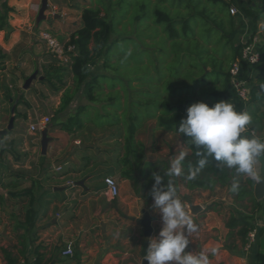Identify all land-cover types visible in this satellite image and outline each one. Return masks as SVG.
I'll use <instances>...</instances> for the list:
<instances>
[{
	"label": "trees",
	"instance_id": "trees-1",
	"mask_svg": "<svg viewBox=\"0 0 264 264\" xmlns=\"http://www.w3.org/2000/svg\"><path fill=\"white\" fill-rule=\"evenodd\" d=\"M231 7L251 23L250 41L258 24L264 23V0H95L83 10L80 27L66 43L75 49L74 53H66L70 64H50L41 82L55 93L62 92L52 123L68 135L82 133L87 127L95 134H107L108 138L101 136L98 140L105 144L112 140L119 176L133 184L135 194L145 203L152 198L154 187L163 191L169 184L177 195L181 189L213 192L226 188L235 203H250L249 211H237L226 222L229 231L236 230L245 244L247 234L255 229V215L264 209V200L257 201L253 195L257 181L236 174L211 157L195 179L187 180L190 171L198 167L200 157L196 153L200 150L177 130L192 104L204 102L211 107L227 101L237 112L251 116L244 134L264 141V41H260L257 63L241 62L237 79L248 85L247 100L242 101L229 73L239 61L241 49L232 40L239 24L229 13ZM13 11L7 0L0 3V32H5V37L12 31L8 20ZM5 59L0 48V70ZM99 59L105 73L87 78L88 68ZM67 74L71 77L69 87ZM80 92L87 104L61 121ZM17 104L29 108L22 96ZM14 114L27 118L16 108ZM155 131L172 134L184 146L180 176L167 174L169 159L148 160L152 151L139 136L146 132L151 139ZM154 175L162 178L159 185ZM234 183L238 185L235 191ZM19 194L29 195L31 191ZM33 219L29 208L20 227H32ZM3 257L7 264H14L5 251ZM24 264L46 263L43 255L36 253L32 263Z\"/></svg>",
	"mask_w": 264,
	"mask_h": 264
},
{
	"label": "crops",
	"instance_id": "crops-1",
	"mask_svg": "<svg viewBox=\"0 0 264 264\" xmlns=\"http://www.w3.org/2000/svg\"><path fill=\"white\" fill-rule=\"evenodd\" d=\"M31 1L11 0V8L16 13L9 24L12 33L4 39V32H0V48L7 59L0 70V131L6 128L12 115L9 105L18 103V99H12V85L17 89L16 94L29 105L27 108L15 104L16 112L27 118L14 116L12 132L0 141V264H7L3 251L11 256L14 264L32 263L36 253L43 255L46 264H142L144 242L148 246L150 238L157 237L164 227L162 213L154 206L153 197L145 203L135 194L133 184L119 176L112 140L106 144L98 140L108 135L95 134L90 127L82 133L68 135L49 123L52 129L47 135L52 141L46 155L42 156L40 133L29 131L31 123L43 118H37L39 110L44 115L50 112L48 101L41 100L45 83L40 77L37 83L31 82L29 89H22L24 81L37 72L28 69V65L34 64L32 51L25 50L31 44L30 39H19L21 31L30 33ZM94 1L81 0L82 4H88L85 8ZM50 2L48 0V4ZM237 21L239 26L232 40L240 46L241 40H247L252 25L240 15ZM80 25L81 22L76 29ZM257 32L264 33L263 22L258 24ZM82 95L80 92L74 97L61 121L73 115L79 106L87 104L78 103ZM178 150L186 153L179 140L177 149L165 144L160 155L162 159L172 161L180 154ZM106 176L113 177L118 183L119 194L115 198L110 196L103 183ZM257 178L256 173L253 179L257 181ZM68 182L74 187H69ZM27 189L31 194H19ZM177 197L185 205L202 209L194 216L185 209L197 227V231L188 236L190 242L185 252L198 255L204 251L209 255L210 264H264V209L254 217L257 234L246 249L236 230L229 231L226 222L237 211H249L250 203H235L226 188L213 192L181 189ZM29 208L34 213L33 226L25 230L20 225ZM143 211L152 220V234L148 240L144 239L138 223ZM69 243L73 254L63 256ZM212 248L217 249L215 255L211 254Z\"/></svg>",
	"mask_w": 264,
	"mask_h": 264
},
{
	"label": "clouds",
	"instance_id": "clouds-1",
	"mask_svg": "<svg viewBox=\"0 0 264 264\" xmlns=\"http://www.w3.org/2000/svg\"><path fill=\"white\" fill-rule=\"evenodd\" d=\"M251 121L247 112H237L227 101L211 107L204 102L189 106L177 130L190 138V143L200 150L196 153L200 159L198 167L191 170L186 179H195L209 157L234 169L236 174L255 178L254 165L264 160V141L244 134ZM184 159L185 153L180 152L171 161L167 174L180 176ZM154 179L159 185L162 178L154 175ZM237 187L234 183L232 190ZM151 195L154 206L162 213L164 227L157 237L148 241L144 261L147 264H210L209 255L204 251L198 255L185 252L190 242L188 236L197 231V227L187 214L186 205L177 197L175 188L171 184L163 191L154 187ZM210 251L215 255L217 249Z\"/></svg>",
	"mask_w": 264,
	"mask_h": 264
},
{
	"label": "rangeland",
	"instance_id": "rangeland-1",
	"mask_svg": "<svg viewBox=\"0 0 264 264\" xmlns=\"http://www.w3.org/2000/svg\"><path fill=\"white\" fill-rule=\"evenodd\" d=\"M4 0H0V3ZM40 1L41 0H32L31 1V7H30V33L27 34L25 30L20 32L19 39H30L29 42L31 44L28 48H25V50L32 51L31 52V58L33 61V65H28L29 70H37V76L33 82L38 81L39 77L43 76L44 69L48 67L50 64H54L58 59H56L46 48V46L38 39V34L41 31H46L50 33L54 38H56L60 43H67L70 35L76 30L78 25L81 22V16L82 12L85 9V7L88 4H82L81 0H50L49 10L45 13V16L48 17L47 21L41 22L38 27L35 26V19L37 16V12L40 7ZM88 1V0H87ZM11 0H7L8 7L11 8ZM90 6V5H89ZM14 10V8H12ZM230 13V10H229ZM15 10L9 14V20L8 23L11 24V22L14 20L13 16L15 15ZM231 15V13H230ZM239 15V14H238ZM238 15L234 16L238 20ZM232 16V15H231ZM245 20V18H243ZM238 22V21H237ZM12 33V32H11ZM10 33V34H11ZM6 36V33L4 32V39L9 38ZM250 35V34H249ZM249 35L246 39H249ZM255 36L258 37V39L261 40V42L264 41V33L262 32H256ZM246 40H241V44H243ZM11 60V59H10ZM7 62V59L4 61V63ZM64 65H69L70 60L67 62L61 61ZM102 59L97 60L95 63L90 65L87 71V78L97 76L98 74L105 73V70L102 68ZM66 84L69 87L71 85V77L69 74H67L65 78ZM1 87V85H0ZM11 92L14 94L12 96V99L16 101V99H19L20 95L16 94V90L14 89V86H11ZM29 89V88H28ZM45 91L43 93L41 92V100L43 102H46L48 104L50 112L47 113V115L43 114L42 111L39 114H37V118H42L47 116L50 119V123L55 122V119L53 118L54 111L57 109V102L58 99L61 96V92L58 94L53 92L52 89L45 84L44 88ZM11 95V93H10ZM60 95V96H59ZM51 98V99H50ZM231 99L235 100L234 96H231ZM7 102V101H6ZM87 101L84 98V95L80 96L78 99V103L85 104ZM45 103V104H46ZM13 102L9 105V107L12 108ZM10 119V118H9ZM163 133L161 131H155L152 133L151 139H148V134L145 132L142 135L139 136V139L142 140L144 143L147 144V147L150 148L152 151L150 155L148 156V160L154 161L156 159H162V156L160 154L163 153L164 145H172L175 149H177V138L174 136H171V134ZM181 152V150H178ZM256 170H257V181L260 179V175L258 174V165L256 163Z\"/></svg>",
	"mask_w": 264,
	"mask_h": 264
},
{
	"label": "built area",
	"instance_id": "built-area-1",
	"mask_svg": "<svg viewBox=\"0 0 264 264\" xmlns=\"http://www.w3.org/2000/svg\"><path fill=\"white\" fill-rule=\"evenodd\" d=\"M230 13L232 16L238 15V11L234 8H230ZM38 39L46 46L47 50L59 61L67 62L69 61L66 53H74V47L66 46V43H60L56 38H54L50 33L46 31H41L38 34ZM248 43L247 45H245ZM240 57L239 61L234 63L230 68L231 83L233 88L237 92V96L240 100H247L248 85L237 79V76L241 72V62L245 65H253L258 62L259 55L258 49L260 47V39L257 36H254L250 41L248 39L240 45ZM50 119L48 117H43L40 121L36 123H31L29 125V131L31 133H40L47 125H49ZM58 170V169H57ZM255 175L257 173L256 168H254ZM103 183L112 198H115L119 194V187L117 181L111 177L106 176L103 179ZM69 187H74L72 182H68ZM257 225L255 224V229L250 231L246 236V242L244 247L248 249L250 245L254 242L257 234ZM72 245L69 243L66 249L62 252L63 256H72Z\"/></svg>",
	"mask_w": 264,
	"mask_h": 264
},
{
	"label": "water",
	"instance_id": "water-1",
	"mask_svg": "<svg viewBox=\"0 0 264 264\" xmlns=\"http://www.w3.org/2000/svg\"><path fill=\"white\" fill-rule=\"evenodd\" d=\"M49 10L48 0H41L40 1V7L37 12V16L35 19V26L38 27L41 22L47 21L48 18L45 16V13ZM37 75V72H34L32 75H30L23 84L22 89L25 91L29 88L32 81L35 80ZM40 80H42V77H40ZM16 104V103H15ZM15 104L11 108V117L8 121V124L4 130L0 131V141L3 139V137L9 135L14 126V111H15ZM52 129L51 125H47L41 132H40V153L42 156L46 155L47 148L49 143L52 141V139L47 135L48 131ZM248 135V133H246ZM258 172L260 175V179L256 182L254 188H253V195L257 201L264 200V160L258 161ZM78 185H82V183H76ZM186 209L189 215L194 216L201 212L200 206H193L190 204H186ZM151 218L149 214L145 211H143V217L141 220L138 221V223L141 225L143 229V237L145 240H148L151 237L152 234V227H151ZM147 242H144V246L141 252L142 257V264H147L146 261H144L143 256L146 253L147 249Z\"/></svg>",
	"mask_w": 264,
	"mask_h": 264
}]
</instances>
